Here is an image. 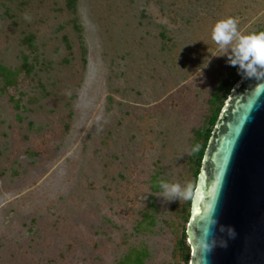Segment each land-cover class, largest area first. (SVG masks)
<instances>
[{
	"label": "rangeland",
	"instance_id": "1",
	"mask_svg": "<svg viewBox=\"0 0 264 264\" xmlns=\"http://www.w3.org/2000/svg\"><path fill=\"white\" fill-rule=\"evenodd\" d=\"M229 17L264 0H0V264H175Z\"/></svg>",
	"mask_w": 264,
	"mask_h": 264
},
{
	"label": "water",
	"instance_id": "2",
	"mask_svg": "<svg viewBox=\"0 0 264 264\" xmlns=\"http://www.w3.org/2000/svg\"><path fill=\"white\" fill-rule=\"evenodd\" d=\"M191 264H264V80L240 78L212 129L187 224Z\"/></svg>",
	"mask_w": 264,
	"mask_h": 264
},
{
	"label": "clouds",
	"instance_id": "3",
	"mask_svg": "<svg viewBox=\"0 0 264 264\" xmlns=\"http://www.w3.org/2000/svg\"><path fill=\"white\" fill-rule=\"evenodd\" d=\"M211 39L227 51L224 56L228 65L236 68L242 79L264 80V31L243 35L238 31L236 20L229 17L213 25ZM160 187L165 196L173 199H188L192 195L191 185L183 190L179 185L168 183H161Z\"/></svg>",
	"mask_w": 264,
	"mask_h": 264
},
{
	"label": "trees",
	"instance_id": "4",
	"mask_svg": "<svg viewBox=\"0 0 264 264\" xmlns=\"http://www.w3.org/2000/svg\"><path fill=\"white\" fill-rule=\"evenodd\" d=\"M241 77L236 74V79H234V75H231L230 77H228L226 79V81H223L222 85L220 86L221 88L219 89L222 92V96L218 97V95H214L213 98L210 101V104L212 106V110H211V115L208 117V123H209V128H207L203 134V137L200 136V134H198V136L200 137V143H198V145L194 146L193 149V155H194V167H195V177L197 180V176L200 172L201 169V162L202 159L204 157L205 154V150L212 132V129L217 121V118L219 116V113L228 97V95L230 94L232 87L237 83V81L240 79ZM196 184V183H195ZM195 189V186H194ZM194 189L192 190V195L189 197L188 201H187V209L185 210V220H187L188 223V219H189V215H190V204H191V200H192V196H193V192ZM185 228L183 229V231L180 233V236L177 237L176 239V244L174 246V257H175V264H179V261L187 264L189 261V252H188V246L186 245V233H185ZM139 260V259H137ZM135 260V262H139ZM122 264H128V259L124 260V262H122Z\"/></svg>",
	"mask_w": 264,
	"mask_h": 264
}]
</instances>
